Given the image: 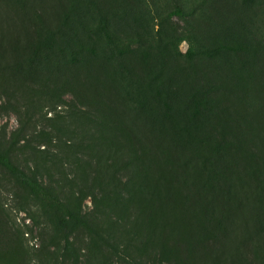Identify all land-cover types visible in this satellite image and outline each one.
I'll return each instance as SVG.
<instances>
[{
    "label": "rangeland",
    "instance_id": "obj_1",
    "mask_svg": "<svg viewBox=\"0 0 264 264\" xmlns=\"http://www.w3.org/2000/svg\"><path fill=\"white\" fill-rule=\"evenodd\" d=\"M34 93L98 124L103 157L128 138L146 160L124 171L122 208L84 202L123 225L122 252L264 264V0H0V151L28 174L54 152V114L27 119ZM60 241L0 166V264H57ZM72 243L87 264L89 234Z\"/></svg>",
    "mask_w": 264,
    "mask_h": 264
},
{
    "label": "trees",
    "instance_id": "obj_2",
    "mask_svg": "<svg viewBox=\"0 0 264 264\" xmlns=\"http://www.w3.org/2000/svg\"><path fill=\"white\" fill-rule=\"evenodd\" d=\"M27 106L29 122L36 118L35 121H45L48 115L54 114L55 118L48 119L53 122L52 127L43 132L45 145L53 147L54 152L47 155L43 163H35L30 174L17 167L8 152L0 151V166L28 191L47 224L60 237L55 252L57 264H60V259H71L76 264L80 262V253L72 243V237L78 231L87 232L91 239L89 254L84 255L87 264H113L115 257L122 258L125 264H139L130 251L126 252L128 254L121 251V241L124 240L117 236L123 225L110 223V220L102 222L99 218L95 219L96 222L90 220L84 214V202L91 198L97 207L106 206L105 210L108 206H112L113 211L117 207L122 208L126 201L122 175L132 165L146 163V160L128 138L123 150V146L118 144L119 149L111 150L110 157H103L101 150L112 145V141L103 134L98 136V124L95 125L96 130L87 126L83 122L85 116L72 111L65 114L61 108L65 102L55 94L43 96L34 93L27 99ZM108 130L111 129L105 126L102 132L106 135ZM103 137L106 144L101 142ZM224 149L226 147L220 142L216 151L219 153ZM208 164L206 162L205 166ZM46 168V174L42 173Z\"/></svg>",
    "mask_w": 264,
    "mask_h": 264
}]
</instances>
